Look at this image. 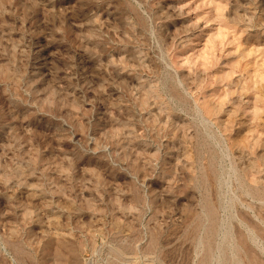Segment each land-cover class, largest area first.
I'll return each instance as SVG.
<instances>
[{
	"label": "rangeland",
	"instance_id": "374dc122",
	"mask_svg": "<svg viewBox=\"0 0 264 264\" xmlns=\"http://www.w3.org/2000/svg\"><path fill=\"white\" fill-rule=\"evenodd\" d=\"M0 264H264V0H0Z\"/></svg>",
	"mask_w": 264,
	"mask_h": 264
}]
</instances>
